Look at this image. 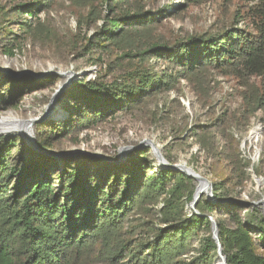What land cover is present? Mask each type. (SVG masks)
I'll return each instance as SVG.
<instances>
[{"label":"trees","instance_id":"obj_1","mask_svg":"<svg viewBox=\"0 0 264 264\" xmlns=\"http://www.w3.org/2000/svg\"><path fill=\"white\" fill-rule=\"evenodd\" d=\"M36 2L28 9L17 6L21 10L17 16L23 12L35 17L43 5ZM185 2L187 5L192 0ZM95 3L82 1L94 20V33L81 49L87 53L106 45L130 44L138 28L147 29L169 15L145 12L140 0H105L104 14L95 11ZM98 20L101 25H95ZM22 26L27 30L30 25ZM254 27V35L236 28L176 43L173 49L152 43L120 58L138 57L140 62L150 56L165 58L180 68L178 75L184 76L212 68L243 81L245 88L249 87L245 82L248 77H258L262 90L246 91L242 99L251 106L252 114L264 113V24L259 22ZM5 55L12 56V50ZM102 78L98 75L69 89L61 104L65 119L37 125L35 141L41 150L48 151L73 132L88 130L131 110L167 86L163 79L140 71L112 83ZM31 85L0 77V107L14 104ZM235 146L232 139L229 148L236 150ZM139 156L135 154L122 166L87 155L48 158L20 137L1 138L0 264H184L176 260L189 253L191 241L198 239L202 230L209 234L207 252L217 256L209 221V217L217 216H222L215 222L227 264H264V217L221 195V189L233 186V170H228L222 157L211 170L214 202L199 200L198 214L190 212L188 217L185 205L192 202L195 192L192 179L161 168L155 172ZM234 185L242 187L243 183ZM226 200L230 202L222 203ZM159 203L161 222L168 228L157 230L152 240L145 238L146 242L135 238L140 226L130 220L147 214L148 206L154 208ZM202 258L188 264H198Z\"/></svg>","mask_w":264,"mask_h":264},{"label":"rangeland","instance_id":"obj_2","mask_svg":"<svg viewBox=\"0 0 264 264\" xmlns=\"http://www.w3.org/2000/svg\"><path fill=\"white\" fill-rule=\"evenodd\" d=\"M36 1L43 5L35 17L23 12L17 16L21 12L17 6L28 9L37 5ZM82 1L0 0V77L33 83L22 98L14 99V104L0 107V119L13 115L21 122L36 120L32 126L35 136L37 125L66 118L61 104L74 84L94 80L98 75H102V81L112 83L130 73H150L163 79L167 86L145 97L131 110L119 112L88 130L73 132L40 154L59 159L58 155L83 153L118 166L126 165L139 154L157 172L160 167L155 147L166 162L185 164L211 185L213 164L222 157L228 170H233V186L221 189V195L257 204L264 197V113L252 114L242 95L262 90L260 79L248 77L245 82L249 87L245 88L243 81L212 68L184 76L178 75L180 68L165 58L150 56L140 62L138 57H120L136 54L152 43L173 49L176 43L236 28L254 35V24H264V0H192L187 5L185 0H140L145 12L157 15L162 11L161 14L169 15L157 19L147 29L138 28V35L130 44L106 45L105 49L91 53L81 50L94 33V20ZM95 1V11L104 14L105 0ZM24 23H29V29L22 26ZM95 25H101V21ZM9 49L12 56L5 55ZM66 75L71 77L66 79ZM68 82L69 86L53 100L56 91ZM258 129L257 143L253 137L244 142ZM11 137L20 135L9 133L0 139ZM232 139L236 150L229 148ZM254 176L263 179L261 186ZM192 181L196 189L198 184ZM239 182L242 187L234 185ZM200 200L210 201L206 195ZM161 208L162 203L154 208L150 205L147 214L130 220L140 226L135 238L146 242L145 238L152 240L157 230L168 228L161 222ZM250 209L257 211L256 216L264 217V206L250 205ZM185 214L191 215L190 204L185 205ZM218 217L222 216L213 219ZM208 235L202 230L198 239L191 241L189 253L176 261L188 264L202 256L198 264H217L214 252H207Z\"/></svg>","mask_w":264,"mask_h":264},{"label":"water","instance_id":"obj_3","mask_svg":"<svg viewBox=\"0 0 264 264\" xmlns=\"http://www.w3.org/2000/svg\"><path fill=\"white\" fill-rule=\"evenodd\" d=\"M69 84H70V82H68L66 85H64L60 90L56 91L53 100H55L57 95H59L63 90H65L69 86ZM51 103H50V105H51ZM50 105H49V107H50ZM26 122H29L28 128L31 129V131H32V126L35 125V123L37 121L36 120H28V121H25L24 123H26ZM21 139L26 143V145L28 147L33 149L35 152L43 153V150H41L36 144L35 136L33 135V132L31 134V136H29L27 139H24L22 137H21ZM246 141L247 140H245L244 142H246ZM153 151L155 153V157L157 159L158 165H159V167L161 169L170 170V171H174V172L180 173V174L185 175L186 177H188V178H190L192 180H194L195 177H197L199 179V185L196 187L194 195H193V200L190 203V212H194V213L198 214L197 211H196V206H197L199 200L201 199V195H203V194H205L206 197L210 201L214 202V197H213V192H212V185L206 178L202 177L201 175L197 176V174H195V172L191 168H189V167H187L185 165H182V164L181 165H171V164H169L161 156V154H160V152H159V150L157 148L154 147ZM83 155H84L83 153H69V154H66V155H58L57 158L66 159L67 156L68 157H76V156H83ZM94 158H97V157H94ZM101 160H103V159H101ZM253 178L255 179V181L258 184V186L262 185L263 179L257 178L255 176ZM228 202H230V201L226 200V201H224L222 203H228ZM234 202L239 207L247 209V208L250 207V205H252V206H257V205L264 206V197H262V199L257 204H255V203L250 204V203H247V202H240V201H234ZM209 221L211 223L212 239H213V241L215 242V244L217 246V258H218V263L217 264H227L226 258L223 255L222 250H221V245H220L219 238H218L217 224H216L215 220L212 217H209Z\"/></svg>","mask_w":264,"mask_h":264},{"label":"bare ground","instance_id":"obj_4","mask_svg":"<svg viewBox=\"0 0 264 264\" xmlns=\"http://www.w3.org/2000/svg\"><path fill=\"white\" fill-rule=\"evenodd\" d=\"M70 77L68 75L65 76L66 79H69ZM24 122L25 121H23V122L18 121V119H16L13 115H10L6 118L0 119V137L6 136L7 134L11 133V134H18L22 138L27 139L29 136H31L32 131H31V129L28 128L29 122H26V123H24ZM252 137H253L254 143L255 142L257 143L259 140V137H260L259 129L253 131L246 140L247 141L251 140ZM256 153H258V150L256 151ZM182 165H185V164H182ZM195 174H197V176H200L196 172H195ZM194 181L199 185V179L197 177H195ZM202 196H205V194L201 195V197Z\"/></svg>","mask_w":264,"mask_h":264}]
</instances>
